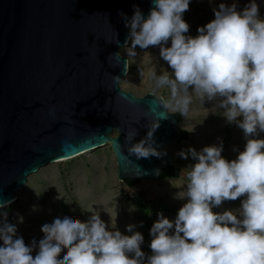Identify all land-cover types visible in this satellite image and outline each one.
Segmentation results:
<instances>
[{
    "label": "clouds",
    "instance_id": "obj_1",
    "mask_svg": "<svg viewBox=\"0 0 264 264\" xmlns=\"http://www.w3.org/2000/svg\"><path fill=\"white\" fill-rule=\"evenodd\" d=\"M152 4L147 18L134 7L125 23L130 32L124 47L135 57L137 46H159L160 57L173 71L159 76L152 72L153 92L170 89L171 105L184 115L193 95L202 105L217 101L213 109H223L227 122L237 124L247 142L232 161L222 157V141L199 152L189 148L179 153L196 161L181 173L187 181L183 197L188 202L174 221L157 214L147 264H264V139L252 138L258 130L264 132V20L259 18L258 5L251 0L238 12L235 4L221 3L219 10L213 9L215 19L192 37L185 35L190 26L182 18L190 0H152ZM169 40L171 46L165 47ZM114 79L118 83L119 78ZM162 105L166 110L170 106ZM159 126L158 120H152L147 135L134 144L138 132L130 128L125 136L128 154L137 159L160 157L153 146ZM241 197L242 218L233 211L212 210ZM0 217V264H145L144 238L133 232L135 225L127 226L130 236L106 230L97 212L86 222L65 216L44 224L35 257L37 242L26 245L17 236L16 225L7 222V213L0 212ZM63 249L66 253L58 258Z\"/></svg>",
    "mask_w": 264,
    "mask_h": 264
},
{
    "label": "water",
    "instance_id": "obj_2",
    "mask_svg": "<svg viewBox=\"0 0 264 264\" xmlns=\"http://www.w3.org/2000/svg\"><path fill=\"white\" fill-rule=\"evenodd\" d=\"M134 7L147 18L154 5L0 0V207L17 201L29 177L46 165L108 144L121 182L162 180L173 164L169 147L181 142L182 121L163 107V97H138L120 85L129 72L120 49ZM152 120L159 121L153 146L161 156L129 155L126 132L137 129L132 143H138Z\"/></svg>",
    "mask_w": 264,
    "mask_h": 264
},
{
    "label": "rangeland",
    "instance_id": "obj_3",
    "mask_svg": "<svg viewBox=\"0 0 264 264\" xmlns=\"http://www.w3.org/2000/svg\"><path fill=\"white\" fill-rule=\"evenodd\" d=\"M251 0H190L189 10L182 18L189 24V32L185 35L196 37L197 29L215 19L213 9L219 10V5H236V10L242 12ZM259 8V18L264 20V0H255ZM130 32V29L127 27ZM129 47L130 41H129ZM171 46V40L165 47ZM128 49L123 47L120 54L129 61L128 75L121 81L122 89L133 92L141 97L153 92L154 81L152 72L159 76L172 69L160 57L159 46L148 49L135 48V57L128 55ZM143 72V76L141 75ZM191 91V89H190ZM157 96L169 102L170 112L177 113L171 105L170 89L167 87L155 90ZM217 101H205L203 105L196 95L186 115L182 114L180 127L189 133V139L170 145L174 155L173 165L181 172L194 163L191 156L181 158V151L187 152L194 148L197 152L206 146L219 145L223 142L222 157L228 161L235 160L246 145L243 130L235 123H228L223 116V109H213ZM242 120L243 117H238ZM256 139H264V132L258 130ZM186 178L181 175L176 178L159 181L144 179L134 187L118 179V165L111 145L92 150L81 156L63 162L46 165L29 177L25 187L18 192V199L9 206L0 208L7 213V222L16 225L17 236H22L26 245L37 242L32 255L38 253V243L44 237L41 228L46 223H52L55 218L65 216L86 222L94 212L99 213L109 231H120L123 235H132L127 231L128 225H135L133 232H140L144 238L141 251L147 257L152 254L149 247L152 236L150 230L157 221L158 213L174 221L179 209L188 202L186 193ZM183 197V198H181ZM244 197L235 201H224L220 206L213 207V212L223 213L233 211L238 215ZM2 218V217H0ZM22 218V222H21ZM238 218H242L238 215ZM142 225V226H141ZM115 227V228H113ZM174 232L173 230H170ZM3 241H0V246ZM67 249H63L58 258H62ZM130 257L134 254H129Z\"/></svg>",
    "mask_w": 264,
    "mask_h": 264
},
{
    "label": "trees",
    "instance_id": "obj_4",
    "mask_svg": "<svg viewBox=\"0 0 264 264\" xmlns=\"http://www.w3.org/2000/svg\"><path fill=\"white\" fill-rule=\"evenodd\" d=\"M176 115L179 121H182V114L177 112ZM186 139H189V133L187 131H184L181 141L186 140ZM180 172H181V169L179 167H176L173 164H170L168 168H166L165 170L161 172V179L179 177ZM125 182L130 187H134V186H137L141 182V180L140 179H128Z\"/></svg>",
    "mask_w": 264,
    "mask_h": 264
},
{
    "label": "bare ground",
    "instance_id": "obj_5",
    "mask_svg": "<svg viewBox=\"0 0 264 264\" xmlns=\"http://www.w3.org/2000/svg\"><path fill=\"white\" fill-rule=\"evenodd\" d=\"M89 152H90V151H89ZM86 153H88V152H86ZM84 154H85V153H84ZM82 155H83V154H82ZM80 156H81V155H80ZM63 161H66V160H63ZM63 161H61V162H63ZM11 204H12V203H11ZM11 204H10V205H11ZM4 207H6V206H4ZM0 208H3V207H0Z\"/></svg>",
    "mask_w": 264,
    "mask_h": 264
}]
</instances>
